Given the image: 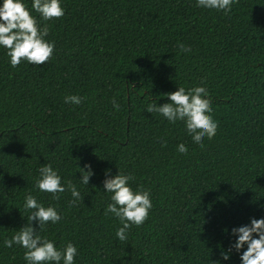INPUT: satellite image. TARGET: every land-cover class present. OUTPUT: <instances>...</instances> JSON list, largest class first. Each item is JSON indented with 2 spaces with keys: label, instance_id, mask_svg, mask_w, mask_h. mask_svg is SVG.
I'll return each instance as SVG.
<instances>
[{
  "label": "trees",
  "instance_id": "obj_1",
  "mask_svg": "<svg viewBox=\"0 0 264 264\" xmlns=\"http://www.w3.org/2000/svg\"><path fill=\"white\" fill-rule=\"evenodd\" d=\"M62 6L65 15L50 21L31 12L55 44L45 64L12 67L0 48V264H26L25 249L3 241L27 223L28 194L60 212L40 235L60 248L73 243L75 264H216L233 227L264 217V0H236L227 15L196 0ZM178 86L209 93L218 128L202 146L182 121L145 111ZM70 94L83 102L66 104ZM43 164L76 185V206L67 190L53 199L36 188ZM85 164L88 186L79 181ZM106 169L151 193L147 220L125 241L115 235L120 221L105 215ZM222 264H240V254Z\"/></svg>",
  "mask_w": 264,
  "mask_h": 264
},
{
  "label": "clouds",
  "instance_id": "obj_2",
  "mask_svg": "<svg viewBox=\"0 0 264 264\" xmlns=\"http://www.w3.org/2000/svg\"><path fill=\"white\" fill-rule=\"evenodd\" d=\"M236 0H196V6L222 12L227 15L232 10ZM39 18L50 21L65 15L62 0H31V10L25 0H0V48L6 50L9 63L12 67L26 61L29 65L45 64L54 53L55 44L46 39L48 27L41 26ZM182 51L190 49L180 45ZM169 102L158 105L157 100L152 99L146 106L148 113H159L170 124L182 121L187 134L192 142L202 146L205 138L212 139L217 133V122L212 116V105L209 93L203 86L185 89L178 86L177 90L165 93ZM79 95H65L66 104L79 105L83 102ZM113 109L119 110V104L112 101ZM177 151L187 154L188 148L184 143L177 145ZM82 185L88 186L90 178L94 175L90 164L78 167ZM39 177L35 182L40 192L51 193L53 199H58L59 193L66 190L71 193L70 204L76 206L81 200V192L70 181L62 182V177L51 164H43L39 168ZM132 177L123 174L119 170L115 175L110 169L105 170L103 180L104 193L110 195V203L105 208V215L111 214L117 218L121 227L115 233L120 241H125L128 230L132 226L142 225L148 218L152 209L151 193L147 190L133 189ZM23 208L29 211L27 223L21 227L10 239L5 238L4 247L11 248L14 244L25 249L23 259L26 264H75L78 256V248L71 242L63 248L57 247L55 242L40 235V232L48 224H56L61 220V214L55 206H44L35 196L28 194L24 197ZM35 221L38 229H34ZM227 232V230H225ZM231 235L235 237L228 249L221 252L222 261L230 259V253L234 249L240 254V264H264V217L252 218L249 224H244L231 229ZM241 249H244L241 252Z\"/></svg>",
  "mask_w": 264,
  "mask_h": 264
}]
</instances>
